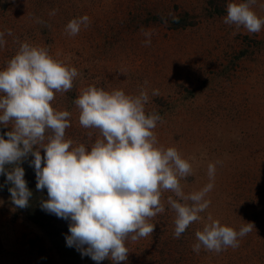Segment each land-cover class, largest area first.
I'll return each instance as SVG.
<instances>
[{
  "label": "rangeland",
  "instance_id": "374dc122",
  "mask_svg": "<svg viewBox=\"0 0 264 264\" xmlns=\"http://www.w3.org/2000/svg\"><path fill=\"white\" fill-rule=\"evenodd\" d=\"M243 2L0 0L6 41L0 47V70L28 43L78 72L72 89L55 92L51 102L55 111L70 113L65 140L73 142L71 147L84 144L90 150L102 139L99 130L79 122L74 100L85 88L122 90L133 97L145 91V114L161 117L152 130L156 147L175 148L191 165V174L178 178L183 193L214 185L205 196L209 207L179 238L168 198L185 201L161 189L164 211L147 221L154 231L136 241L129 238L128 259L120 264H264V26L250 33L223 22L227 4ZM251 10L264 19V0H256ZM83 16L88 27L81 26L76 36L66 34V25ZM145 32L151 33L150 45L144 43ZM4 128L5 134L13 130L11 124ZM210 163L216 167L214 180L208 176ZM23 211L0 192V264H94L75 246L55 249L47 231ZM209 215L237 231L246 223L254 226L239 238V247L219 253L201 247L197 253L195 233ZM31 219L37 221V215Z\"/></svg>",
  "mask_w": 264,
  "mask_h": 264
},
{
  "label": "clouds",
  "instance_id": "9594fccd",
  "mask_svg": "<svg viewBox=\"0 0 264 264\" xmlns=\"http://www.w3.org/2000/svg\"><path fill=\"white\" fill-rule=\"evenodd\" d=\"M255 3L256 0L228 3L223 22L250 33L260 32L264 19L251 10ZM50 15H55V10ZM88 25L87 16L74 18L65 32L76 36L81 26ZM4 35L0 32V47L6 44ZM144 35L148 37L144 43L150 45L151 33ZM77 75L75 68L54 60L46 49L28 43L21 44L7 67L0 70V124H11L13 128L6 133L7 140L0 135V175H6V183L12 185L8 189L11 203L27 208L33 193L24 179L25 170L19 165L33 156L30 166L35 169L36 188L47 189L48 194V199L41 201L42 210L70 220L67 246H75L82 256H89L98 264L105 259L120 264L128 259L125 242L129 238L136 241L154 231L155 225L147 221L164 211L161 189L172 191L185 201L168 198L176 214L174 236L179 238L209 207L205 196L214 185L209 183L189 195L183 193L178 178L190 175L191 165L175 148L156 147L152 130L161 117L145 114V91L133 97L122 90L85 88L74 100L80 112L79 122L84 128L99 130L102 139H96L90 150L84 144L71 147L73 142L65 140L70 113L55 111L51 102L55 92L72 89ZM46 131L51 135L46 136ZM215 171V164L210 163V180H214ZM207 220L203 230L195 233L193 251L197 253L201 247L217 253L239 247V238L254 226L246 223L237 231L221 226L211 215Z\"/></svg>",
  "mask_w": 264,
  "mask_h": 264
},
{
  "label": "trees",
  "instance_id": "16d2710c",
  "mask_svg": "<svg viewBox=\"0 0 264 264\" xmlns=\"http://www.w3.org/2000/svg\"><path fill=\"white\" fill-rule=\"evenodd\" d=\"M4 129L5 128L0 124V135H3L4 138L7 140L8 137L4 133ZM31 161L32 160L29 159L28 156L19 165L25 170L24 179L27 182V187L33 193L29 201V206L27 208H24L23 214H25V216L29 218L33 223L40 225L42 229L47 231L53 247L59 250V246H61V248L67 246L66 236L70 235L69 232L70 220L58 218L56 215L50 214L45 210H42L41 201L48 199V196H46L47 189H44L43 191L37 190L36 188L37 180L32 177V175H34L33 173L35 172V169H29L27 167V165H30ZM10 167L11 166H6V168H10ZM6 180H7L6 175H0V192H3L8 198L9 197L11 198V194L8 189L12 187V185L6 183ZM32 213L33 215H37V221L31 219ZM102 262L103 261L99 262V264H102ZM94 264H98V262L94 261Z\"/></svg>",
  "mask_w": 264,
  "mask_h": 264
},
{
  "label": "crops",
  "instance_id": "0c3cea01",
  "mask_svg": "<svg viewBox=\"0 0 264 264\" xmlns=\"http://www.w3.org/2000/svg\"><path fill=\"white\" fill-rule=\"evenodd\" d=\"M2 245H3V242H1V237H0V251H1Z\"/></svg>",
  "mask_w": 264,
  "mask_h": 264
}]
</instances>
